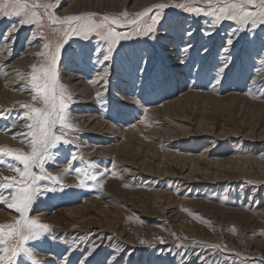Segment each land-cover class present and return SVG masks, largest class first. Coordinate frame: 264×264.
<instances>
[{
  "label": "rangeland",
  "instance_id": "rangeland-1",
  "mask_svg": "<svg viewBox=\"0 0 264 264\" xmlns=\"http://www.w3.org/2000/svg\"><path fill=\"white\" fill-rule=\"evenodd\" d=\"M35 2L57 3V0ZM157 2L59 0V7L53 11L61 17L93 13L97 18L119 16L127 11L131 18ZM167 13L172 21H187L185 28L197 29L190 41L194 47L189 53H182L180 48L189 39L184 37L181 41L180 29L174 27H169L167 34L162 29L155 41L124 43L108 65L110 83L104 105L93 95L97 90L95 87L89 90L88 99H84L68 82L69 79L75 83L85 82L91 88L89 80L96 79V72L103 66L94 64L95 56L88 60L83 53L94 50L97 41L93 39L86 49H82L83 42L73 38L66 46L59 72L61 83L76 98L71 112L81 144L79 156L83 161H94L97 165L94 171L104 173L103 187L92 180L86 181L85 187H79L77 174L72 171L62 176V189L55 185L56 192L47 193L34 204L29 216L50 225L58 237L56 241L29 242V246L37 248L39 259L62 264L67 258L69 264H79L90 241L101 236L103 242L88 258V264H110L108 258L117 247L122 249L118 253V264H185L176 253H186L189 264H199L197 253L215 264H248V261L257 264L264 260V174L261 175L264 172L259 174L255 163H252L254 169L245 170L240 176H236L235 171L230 175L232 180L226 179L220 185L216 182L198 185L176 177H162L154 170L146 172L137 165L132 167L133 162L121 163L111 153H105V148L133 137L131 160L150 163L152 159L161 161L165 154H172L207 161L252 160L264 165V83H261L264 65L260 64V58L264 56V28L258 29L255 35L246 34L230 49L227 55L231 57V63L223 85L212 91L206 86L214 74V67H219L225 60L221 53L224 33L234 25L224 22L219 32L207 38L198 31L207 25L204 17L194 22L192 17L176 9H168ZM8 26V19H0V33ZM34 30V25L21 27L14 34L11 57L6 51L0 54L4 58L0 70L5 69L4 73L0 71V80L8 84H0V129H5L0 131V148L25 153L30 151L22 142L27 132L23 117L26 109L20 106L34 102L31 93L22 89L30 88L27 77L32 65L39 66L44 59L37 55L42 48L39 33L32 46H28V38ZM42 31L47 39H56L47 26ZM0 47H3L2 41ZM203 47L209 49L206 54L202 53ZM32 52L36 54L28 68L24 61ZM181 57L186 63H180ZM140 67L144 68L143 72ZM195 69H199V75ZM18 70L22 74L16 73L19 75L17 81L14 78ZM189 94L203 97L194 99L187 111L176 114L178 116L174 114L170 119L148 117L149 111L163 109L167 103ZM227 97L229 99H225ZM18 114V122L13 126ZM199 122H204L205 126L199 128L196 125ZM98 124H104L110 130L106 128L100 132ZM201 133L203 136H196ZM1 136L8 140L4 141ZM71 152V146L61 147L57 162L46 165L47 173L61 175L69 167ZM0 160L4 161L0 165V179L15 176L7 168V163L15 162L7 157H0ZM83 166L78 158L72 168ZM10 191L0 189V194L8 195L10 200ZM154 192L160 193V198L154 199ZM17 217L14 209L0 202V225L10 224ZM110 236L112 240L108 239ZM78 237H83V242L74 252H68L72 241ZM155 237L163 238L165 243L161 244ZM141 240L145 243L141 244ZM193 241L197 243L194 245ZM179 244L186 247H176ZM201 245H219L220 250ZM18 264L26 262L19 258Z\"/></svg>",
  "mask_w": 264,
  "mask_h": 264
},
{
  "label": "snow or ice",
  "instance_id": "snow-or-ice-1",
  "mask_svg": "<svg viewBox=\"0 0 264 264\" xmlns=\"http://www.w3.org/2000/svg\"><path fill=\"white\" fill-rule=\"evenodd\" d=\"M58 7L59 0L57 3H38L35 0H0V19L9 20V26L3 33H0V41L3 43V47H0V54L6 51L10 58L16 39L14 34L19 32L21 27L34 25L35 30L28 38V46H32V41L38 38L39 33L42 48L37 55L44 57L39 66L32 65V71L27 77L30 88L22 89L31 93L34 102V104L20 106L26 109L23 117L27 132L26 139H22V142L30 148V151L25 153L0 148V157H7L15 162L7 163V168L16 174L0 179V189L11 190L10 200L8 195L0 194V202H5L9 209H14L18 214L14 222L0 225V264H18L19 258H22L26 264H51V261L39 259L37 248L29 246V242H42L45 239L56 241L58 237L50 225L31 218L29 213L41 197L57 191L55 185L63 188L61 182L63 175L74 171L78 177L79 187H85L88 180L95 181L100 188L103 187L104 173L94 171L97 167L94 161H83V157L79 156L81 144L71 112V105L76 102V98L60 80L59 67L64 58V50L73 38L83 42L82 49H86L93 39L97 41L98 46L94 50L85 51L83 54L88 60H92L95 56L94 64L103 66L96 72L97 79H90L89 83L97 89L95 92L97 102L104 105L110 83L108 65L115 59L119 48L124 43L139 44L155 41L159 38L162 29L167 34L169 27H174L180 29L181 41L184 37L189 39V42L183 43L180 51L186 54L194 47L190 41L197 29L185 28L184 24L187 21L170 20L168 9H176L192 17L194 22L204 17L207 25L199 28L198 31L207 38L219 32L224 22H231L234 25L224 33L225 40L221 45V53L225 55V60L219 67H214V74L210 76L206 86L212 91L223 85L225 72L231 63V57L227 55L230 49L244 39L246 34L255 35L258 29L264 28V0H158L157 3L134 14L131 18L127 11L112 17L103 15L97 18L93 13L61 17L53 11ZM41 8L44 10L42 13L39 11ZM45 26L55 34L54 41L45 37L42 31ZM118 29H127V31ZM208 51L207 47L202 48L203 54ZM144 63L147 61L145 60ZM180 63L184 64L186 60L181 57ZM260 64L264 65V56H261ZM140 71L143 72L144 68L140 67ZM195 71L199 75V69ZM18 119L19 114L17 120L13 121V126ZM0 131H5V129H0ZM70 136L73 138L70 139ZM64 146L72 147L68 158L69 167L64 169L61 175L47 173L46 165L57 162L61 155L60 148ZM78 158L85 166L72 168ZM3 163L4 161L0 160V165ZM42 181L50 183H41ZM83 239V237L75 238L67 251L74 252ZM103 239L97 236L90 241L79 264H88V258L100 248ZM108 239L113 238L110 236ZM155 239H158L161 244L165 243L163 238L155 237ZM140 243L144 244L145 241L141 240ZM196 243L193 241L194 245ZM201 246L220 250L219 245ZM176 247L186 246L179 244ZM121 251L119 247L113 249L112 255L108 258L110 264H118V253ZM176 255H180L185 264H189L190 258L186 253H176ZM196 259L199 264H215L203 254L197 253ZM62 264H69L68 259L65 258ZM248 264H252V261H248ZM257 264H264V260L258 261Z\"/></svg>",
  "mask_w": 264,
  "mask_h": 264
},
{
  "label": "bare ground",
  "instance_id": "bare-ground-1",
  "mask_svg": "<svg viewBox=\"0 0 264 264\" xmlns=\"http://www.w3.org/2000/svg\"><path fill=\"white\" fill-rule=\"evenodd\" d=\"M77 1L78 2H84L85 0H77ZM146 2H148V1H146ZM142 6H144V5H142ZM144 7H146V6H144ZM73 9H77V8L74 7ZM31 49H33V48H31ZM31 51H33V50H31ZM35 54L36 53H33L32 52L28 56L29 59H27V61H24V62H26L25 64H27L28 68L30 67V64L33 62L32 59L35 57L34 56ZM1 61H4V58H2L0 56V62ZM20 64H22V63H20ZM21 68L25 70V68H23V67H21ZM21 70L15 71V76L16 75L17 76H16V78H14V80H17L19 78L18 77L19 75L16 74V73L22 74L21 73ZM0 71L2 73H4L5 72V69H2ZM9 76H11V75H9ZM78 79L80 80V77L79 76H78ZM68 82L73 86V88H75V90L78 91V94L83 95V98L84 99H88V97L90 96V94H88L89 93V90H91V89L94 90V86L93 85L91 86V88H89V86L86 85L85 82L82 83L81 81H78V82L75 83V82L71 81L70 79L68 80ZM0 84H3V85L8 86V84H7L6 81L0 80ZM93 95H95V93H93ZM204 95H206V94H204ZM199 97H203V96L189 94V95L185 96L183 99L182 98L181 99L179 98V100L171 101V102L167 103L163 109L162 108L160 109V107H159V110L149 111L148 117H151V116L154 117L155 116V117H158L160 119L162 116H164L163 118L170 119V117L174 116V114L176 115L178 113H182V112L187 111V109H189L192 106V101L194 99L195 100L198 99ZM231 98H233V97H231ZM213 99L215 100V98H213ZM213 99H212V101H214ZM225 99H229V98L227 97ZM261 106H263V105H261ZM256 111H257V109H256ZM146 112H148V111H146ZM176 116H178V115H176ZM196 125H198L199 128H202V127L205 126L204 122H199ZM137 127H139V126H137ZM144 127H146V126H144ZM97 128H99V131L101 132V131L105 130L107 127L105 128L104 127V124H98V127ZM139 128L141 129V126ZM92 129H93V127H92ZM107 130L109 131L110 130V127H108ZM263 130H264V128H263ZM92 132H93V130H92ZM202 134H204V133L196 134V136H203ZM184 136H186V135H184ZM1 138L4 141H7L8 140L4 136L3 137L1 136ZM132 139H133V137L130 138V141H132ZM130 141L128 139H124L123 142H121V144H118L116 146H111L109 148H105L106 149L105 150V153H111L112 156L113 157H117V159H119L121 163H124V162H126V163H130L131 162L132 163L133 162L132 164H130V165H132V167L135 166V165H137L138 166V169L141 168L144 171L146 170V172H147V170H148V172H150L151 170H154V171H156V174H158V175H160L162 177L168 176V177H172L174 179L176 177L178 179L183 180L184 182L186 181L187 183H194V184L198 183V185H199V184H201L203 182H206V183L207 182H211L213 184H214V182H216V184H219V183L225 181L226 179L232 180V178H231L230 175H231V173L232 174H235V171L238 173L236 176H240L241 174H243L245 172V170H248V169L252 170V169H254L252 167V165H253L252 163H255L254 165H257L258 166V168H256V166H255V168L257 169V171H258L259 174L262 173V172H264V165L261 164V163H258V162H253L252 160L227 159V160L219 161L217 159L218 161H212L210 159L211 161H209V160L207 161V160H201L200 157H199V159H197V158H183V157H180V156L179 157H176V156H174L172 154H165L164 159L161 160V161H159V158H158V160L157 159H152V162L150 161V163L146 162L145 160H143V161H141V160L140 161L139 160H131L129 155L132 152V148L134 146H133V144ZM101 152H103V151H101ZM169 153H171V152H169ZM175 155H177V152H176ZM140 158L144 159V156H141ZM153 158H155L154 155H153ZM137 159H139V158L137 157ZM135 161L138 162V164H135L134 163ZM263 174L264 173H262L261 175H263ZM184 182H182V183H184ZM181 186H182V184H181ZM184 187H185V185H184ZM187 187H188V185H187ZM152 196H153L154 199H158V198H160V193L154 192L152 194ZM154 203H156V202H154Z\"/></svg>",
  "mask_w": 264,
  "mask_h": 264
}]
</instances>
